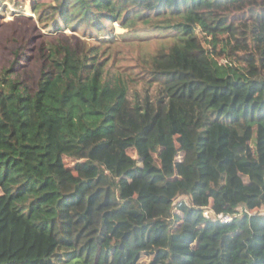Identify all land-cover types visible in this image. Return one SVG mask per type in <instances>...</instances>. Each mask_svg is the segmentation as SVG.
Instances as JSON below:
<instances>
[{"label":"trees","instance_id":"obj_1","mask_svg":"<svg viewBox=\"0 0 264 264\" xmlns=\"http://www.w3.org/2000/svg\"><path fill=\"white\" fill-rule=\"evenodd\" d=\"M11 1L56 30L0 18V264H264V215H204L264 211V0Z\"/></svg>","mask_w":264,"mask_h":264},{"label":"rangeland","instance_id":"obj_2","mask_svg":"<svg viewBox=\"0 0 264 264\" xmlns=\"http://www.w3.org/2000/svg\"><path fill=\"white\" fill-rule=\"evenodd\" d=\"M2 1V0H0ZM232 0H203L204 4L206 6H214L219 3H227ZM85 0H65V10L66 12L76 18L80 19L81 15L84 13V9H88L87 6H84ZM54 4V3H53ZM86 5V4H85ZM20 10V11H18ZM52 12H54V9H52ZM1 14L3 16H1ZM54 14V13H53ZM55 20L58 21L61 25V31L64 32L67 35L74 34V31L72 29H69L67 26L64 25V23L61 21L60 15L54 14ZM19 17H31L29 22H26L24 24L19 25V30H29L33 31L38 27L44 34L50 35L53 33V30H56L54 25H50L48 28L41 25V23L37 19V15L33 13L32 10V4L30 2L23 3L19 9L12 3L11 0H3V3L0 5V18L3 19L4 22L10 23L12 21H15L16 18ZM9 21V22H8ZM57 33V32H56ZM123 34L124 29L118 24H115V34ZM86 35H83L85 37ZM112 38V36H109L108 38ZM110 38V39H111ZM92 38H88L90 40ZM164 39L160 37L154 38L149 44V48L153 49L155 45H159L161 41ZM221 42H219V48L225 50L230 56L229 59L236 63L238 66H240L242 69L246 70V64L239 62L235 59L234 56H232L230 53L231 51V43L229 42L228 35L224 34L220 37ZM136 46H128L126 43H123V47H120L121 49H124L125 51L130 50L132 53H136L138 48H134ZM255 145H253L254 147ZM68 166H72L74 164L73 160L71 158H67ZM192 159L191 157L188 159V162H190ZM70 171V176H73V173ZM74 177V176H73ZM262 211V210H261ZM1 233H7L9 236H13L16 239L15 248L18 245H22L25 243V240L29 234L27 224L20 220L16 215H13L10 213L8 202L5 198L0 196V234ZM6 243V242H4ZM52 244L51 239H46L44 241V244L42 246L41 252L44 253ZM26 245V244H25ZM27 253L29 257H35L40 251L36 248L34 244H28L26 245ZM13 255V254H12ZM11 254H9L8 249L4 246L2 243L0 245V261H4L9 259ZM148 262V258H145L142 261V264H146ZM165 262H162V264H165Z\"/></svg>","mask_w":264,"mask_h":264},{"label":"built area","instance_id":"obj_3","mask_svg":"<svg viewBox=\"0 0 264 264\" xmlns=\"http://www.w3.org/2000/svg\"><path fill=\"white\" fill-rule=\"evenodd\" d=\"M257 213H260V215H264V211L260 212V211H254L251 209H248L246 207H239L238 210L234 213V214H225V213H220L217 214L215 212H213L210 209L205 208L204 210V215L207 219H211L213 221H219L222 223H230L232 221H234L235 219L241 218L244 215H248V216H252L255 215Z\"/></svg>","mask_w":264,"mask_h":264}]
</instances>
